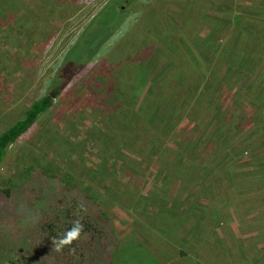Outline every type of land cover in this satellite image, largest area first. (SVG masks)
<instances>
[{"label": "rangeland", "instance_id": "rangeland-1", "mask_svg": "<svg viewBox=\"0 0 264 264\" xmlns=\"http://www.w3.org/2000/svg\"><path fill=\"white\" fill-rule=\"evenodd\" d=\"M111 1L0 0V134ZM120 3L0 166V264L65 196L109 213L98 264H264V0Z\"/></svg>", "mask_w": 264, "mask_h": 264}, {"label": "trees", "instance_id": "trees-1", "mask_svg": "<svg viewBox=\"0 0 264 264\" xmlns=\"http://www.w3.org/2000/svg\"><path fill=\"white\" fill-rule=\"evenodd\" d=\"M123 1L129 0H112L105 6L64 55L52 81L53 91L35 100L22 118L0 134V166L11 145L27 133L38 118L51 108L55 93L64 89L78 70L83 69L98 53L101 45L117 32L128 12L129 4H121ZM133 1L130 0V3ZM99 17L102 18V22L92 29ZM37 191L43 193L45 189L41 186ZM56 203L53 204L55 207L51 206V215L46 217L40 216L38 203H32L29 209L34 210L33 217L37 219L33 222L36 223L34 237L26 242L27 249H20L19 254L13 252V258L5 259L8 264H27L31 260H38L37 258L51 264H98V259L105 256L113 231L109 213L99 203L92 204L91 210L83 209L78 200L69 196L59 199ZM77 221L83 225L82 232L70 245H64L58 250L60 240L71 231Z\"/></svg>", "mask_w": 264, "mask_h": 264}, {"label": "clouds", "instance_id": "clouds-1", "mask_svg": "<svg viewBox=\"0 0 264 264\" xmlns=\"http://www.w3.org/2000/svg\"><path fill=\"white\" fill-rule=\"evenodd\" d=\"M83 230V225L77 221L71 231L60 240L59 244L57 245V248L59 250L60 247L64 245H70L72 241L79 235L80 232Z\"/></svg>", "mask_w": 264, "mask_h": 264}]
</instances>
